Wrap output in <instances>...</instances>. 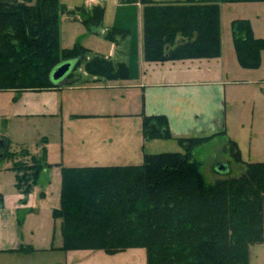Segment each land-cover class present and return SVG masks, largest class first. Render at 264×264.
<instances>
[{
  "label": "trees",
  "instance_id": "trees-1",
  "mask_svg": "<svg viewBox=\"0 0 264 264\" xmlns=\"http://www.w3.org/2000/svg\"><path fill=\"white\" fill-rule=\"evenodd\" d=\"M144 4L145 59L163 61L216 57L221 53L220 4L264 0H186ZM60 0H0V90L57 86L53 69L72 60L66 80L84 64L92 76L117 79L129 75L125 61L94 55L76 44L60 48ZM88 30L101 26L105 8H78ZM239 64L258 68L264 38H256L248 19L231 24ZM128 35L114 25L105 36L117 42ZM184 40L178 42L177 36ZM150 137H170L167 118L146 117ZM210 137L179 138L184 152L146 153L143 164L126 167L63 168L60 207L62 250H103L114 254L144 247L147 264H250V247L264 243V162L242 160L235 141L228 150L244 163L239 176L209 183L192 150ZM1 149L7 154V143ZM42 155L16 163V186L28 195L48 166ZM24 169V172H23ZM1 200V197H0Z\"/></svg>",
  "mask_w": 264,
  "mask_h": 264
},
{
  "label": "crops",
  "instance_id": "crops-1",
  "mask_svg": "<svg viewBox=\"0 0 264 264\" xmlns=\"http://www.w3.org/2000/svg\"><path fill=\"white\" fill-rule=\"evenodd\" d=\"M150 1L182 5L186 0ZM60 3L71 11L91 9L98 4L105 8L101 26L93 31L85 27L80 14L61 13L60 48L71 49L80 44L88 49L89 57L98 55L125 61L130 66L129 75L117 79L92 76L81 64L74 79L55 87L0 90V140L7 143V154L0 147V161L11 159L0 168V174L11 173L15 186L12 192H0L4 197L0 200V264H38L34 258L38 253H52L63 246V236L55 244V232L61 231L62 220L53 217L46 221L42 215L31 213L37 211L33 196L29 195L24 202L25 194L17 190V171L13 167L19 160L30 164L32 157L39 158L45 150L44 163L48 166L39 182L46 183L42 190L46 217L47 213L52 217L53 210L60 207L63 168L139 166L146 153H158L156 144L165 139L210 137L192 150L195 158L199 147L222 136L226 145L229 140L237 143L242 160L248 163L241 141L249 151L255 109L245 105V90L251 88L253 92L255 85L264 84V53L258 68L242 67L235 52L231 24L235 19H248L255 37L264 38V2L220 4L219 56L163 61L145 59L141 1L130 4L122 0H60ZM128 6L133 8L132 18L122 14ZM225 9L232 12L227 24L223 20ZM128 20L132 27H127L130 29L127 36L117 42L106 38L110 28L126 27ZM176 40L184 38L178 35ZM260 87L264 94V86ZM240 109L246 110L245 118L249 116L251 120L241 121L239 134L233 136L230 123L233 125L238 116L243 117L242 110L237 112ZM159 115L167 118L169 138L150 137L145 132V118ZM181 149L178 152H184L182 146ZM55 183L58 197L49 206L46 203L52 195L50 186ZM32 214L40 219L34 221Z\"/></svg>",
  "mask_w": 264,
  "mask_h": 264
},
{
  "label": "rangeland",
  "instance_id": "rangeland-1",
  "mask_svg": "<svg viewBox=\"0 0 264 264\" xmlns=\"http://www.w3.org/2000/svg\"><path fill=\"white\" fill-rule=\"evenodd\" d=\"M128 7L129 8H126L122 14L124 15V17L128 16L132 18L133 8L132 6ZM62 13L70 16L72 14H81V12L77 11L76 9L73 11L66 9ZM231 15V10H224L223 20L225 24H227ZM125 26L126 27L124 28H126L127 31H130L129 28L130 26L132 27V23L128 20ZM228 31L230 32V27H228ZM227 42L228 40H225L226 45L229 44V42ZM78 72H80L79 69L74 72V75H77ZM261 85L264 86V84ZM261 85H255V88H252L253 92L250 90L251 88L249 90H245L246 94L244 99L247 102L245 105L247 107L249 106V108L253 107L255 109L254 115L252 117V131L250 132L251 135L249 136V151L247 150L245 143L241 141L244 153L243 157L247 162L264 161V94L263 90L260 87ZM232 110L233 109H231L230 111ZM241 110L242 109L237 110V112ZM241 113L243 116L241 119L238 116L233 125L230 123V129L232 130L233 136H237L239 134V123L241 121L249 122L251 120L249 116L245 118L246 110H242ZM165 140V142H158L156 144V150H158V153L177 152L182 150L178 141L172 140V138ZM195 158L201 162V171L205 179L209 183H214L217 179L220 178L239 176L244 167V163L237 162L235 160L233 153H231L227 148L226 139L222 136L216 138L210 144L199 147L195 151ZM220 161L222 163L228 164L230 169L226 172H217L215 170V166ZM10 162L11 159H9L8 157L2 159L0 161V168L3 169ZM18 163H23V161L19 160ZM8 174L10 175V177ZM49 176L50 179L53 178L52 171L50 172ZM12 182V174L5 171L2 172V174H0V192L9 193L14 191L13 187L15 186ZM41 183L42 182H38L34 184L29 194L25 195L26 197L24 196L23 200L25 202V200L28 199L29 195H31V197L33 196V206L37 209L38 212L34 211L31 213H36V215L38 216L42 215V218L44 220L47 221L48 219L49 221H51L53 220V216L51 217V214L47 213L48 217H46V210L44 207V202L42 200L44 197V195L42 194V190L45 188L46 183ZM50 189L52 195H50L46 204L49 206H53L54 197H58L57 184H52V186H50ZM17 190L19 191L18 188ZM0 197L2 200H4L3 194L0 193ZM32 219L34 221H37L40 218L33 215ZM55 234V239L57 241L55 244H57L58 242L62 241L61 231H59L58 233L55 232ZM37 255L39 256H34V258L36 259L35 261H37L38 264H147V252L144 247H131L114 254L106 253L103 250H62L60 248L58 250H54V252L52 253L40 252V254L38 253ZM250 264H264V244H254L250 247Z\"/></svg>",
  "mask_w": 264,
  "mask_h": 264
},
{
  "label": "water",
  "instance_id": "water-1",
  "mask_svg": "<svg viewBox=\"0 0 264 264\" xmlns=\"http://www.w3.org/2000/svg\"><path fill=\"white\" fill-rule=\"evenodd\" d=\"M75 66V62L72 60H67L59 65H57L51 74L52 82L56 85L62 84L68 75L72 72L73 68ZM5 142L3 140H0V147H4ZM230 169L229 165L226 163L219 162L215 166V170L217 172H226Z\"/></svg>",
  "mask_w": 264,
  "mask_h": 264
}]
</instances>
